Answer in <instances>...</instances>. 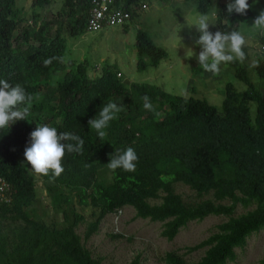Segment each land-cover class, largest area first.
Returning <instances> with one entry per match:
<instances>
[{
    "label": "trees",
    "instance_id": "16d2710c",
    "mask_svg": "<svg viewBox=\"0 0 264 264\" xmlns=\"http://www.w3.org/2000/svg\"><path fill=\"white\" fill-rule=\"evenodd\" d=\"M17 1L0 0V79L25 88L31 96L27 106L35 119L18 120L0 130V179L7 184L9 197L7 203L0 201V264H101L76 233L85 222L82 211H90L83 233L86 242L107 215L127 207L134 210V219L162 224L160 236L169 242L188 223L209 216L224 217L226 220L207 239L184 250L189 254L205 249L194 264L235 261V250L244 249L252 234L264 230V33L257 36L262 51L255 58L259 67H250L247 46L243 64H224L246 89L237 91L226 84L218 112L205 100L171 95L153 85L131 83L126 89L118 70L108 64L100 69L82 61L68 68L64 62L66 37L87 33L91 0H59V10L48 21L41 19L37 10L56 0H32L34 10L28 23ZM147 1L116 0L113 7L129 11L133 21ZM191 1H195L198 13H208L214 0ZM228 2L220 3L210 31L238 30L252 19L251 8L246 15L229 14ZM248 3L254 4L253 0ZM255 3L264 4V0ZM128 25L122 29L127 31ZM134 46L138 72L156 68L168 58L144 31L137 32ZM200 50L196 45V55ZM53 57L57 59L45 66L44 60ZM250 70L260 89L251 82ZM192 72L198 75L206 71L196 59ZM53 85L52 102H36ZM145 95L154 111L143 107ZM109 100L122 105L124 111L110 122L102 140L87 122ZM43 113L47 114L45 120L36 119ZM40 125L56 127L58 133L73 132L84 140L83 155L66 153L64 172L54 181L51 170L49 176L35 173L23 155L30 132ZM127 147L139 157L136 171L108 169L111 155ZM38 181L66 225L49 226L36 216ZM177 183L199 197L211 194L212 199L186 204L175 193ZM238 206L255 208L235 215ZM163 260L166 264H186L176 252L166 253ZM128 264H141L139 256ZM259 264H264V256Z\"/></svg>",
    "mask_w": 264,
    "mask_h": 264
},
{
    "label": "rangeland",
    "instance_id": "374dc122",
    "mask_svg": "<svg viewBox=\"0 0 264 264\" xmlns=\"http://www.w3.org/2000/svg\"><path fill=\"white\" fill-rule=\"evenodd\" d=\"M223 2L226 0L212 2L207 14L210 15L214 25H210L209 28L215 26L217 12L220 3ZM31 3L32 0L17 1V6L26 13L24 21L27 23L31 20V11L34 10ZM145 5L147 8L140 10L135 19L129 22L127 31L121 27H113L97 33H85L80 37H66L64 62L68 68L82 61L88 62L93 68L108 64L118 70L126 89L131 83L153 85L171 95L205 100L218 112L222 109L226 84H231L237 91L246 89V86L235 79L232 71L223 63L220 65L219 75L216 76L210 72L198 75L192 72L196 66L195 40L198 34L195 26H190L198 14L195 1L148 0ZM262 9H264V4H252V19L241 24L238 29L245 35L248 42L246 46L251 57L249 64L262 52L257 36L263 33L251 27L254 18ZM58 10L59 0H56L50 6L38 9L37 12L41 19L48 21ZM52 29L54 31L55 28ZM139 30L146 32L152 41L168 54V58L162 60L156 68H147L143 72L136 70L134 43ZM188 50H192L194 55L189 57ZM98 71H92V73ZM92 73L90 76L93 77L95 74ZM249 78L254 87L260 89L259 81L253 70L249 71ZM54 96L53 85L50 86L45 96L37 97L36 102H52L51 99ZM29 112L30 115L26 120L35 119L30 107ZM251 115H254V106L251 108ZM46 117L47 114L43 113L36 119L43 121ZM108 177L110 178V174L107 172ZM37 186L39 199L34 205V210L38 219L49 226L58 228L66 225L62 215L50 206V200L43 184L38 181ZM174 190L186 204L212 199L211 194L197 196L188 186L181 183L175 184ZM70 199L73 206L77 208L75 197L71 195ZM254 208L255 206H250L243 209L238 206L235 215L243 214ZM89 212L88 209H83L85 222L78 226L76 233L81 237L82 244L91 256L94 259H101V264H128L136 256H139L141 264H166L163 258L169 252H176L182 256L186 264H194L203 255L205 249L186 254L184 248L207 239L216 231L215 227L226 220L224 217L209 216L201 222L188 223L169 242L160 236L162 224L134 219V210L127 207L115 214L107 215L100 223L98 232L85 242L83 233L86 222L90 221ZM116 235L121 237L114 238ZM235 253V261L227 264H259L264 256V230L252 234L247 239L245 248L236 249Z\"/></svg>",
    "mask_w": 264,
    "mask_h": 264
},
{
    "label": "clouds",
    "instance_id": "9594fccd",
    "mask_svg": "<svg viewBox=\"0 0 264 264\" xmlns=\"http://www.w3.org/2000/svg\"><path fill=\"white\" fill-rule=\"evenodd\" d=\"M255 3L256 0H253ZM214 8V7H213ZM251 8L248 0H230L226 9L229 14L236 13L246 15ZM215 9V8H214ZM196 31L199 33L195 44L200 47L196 59L199 66L213 76L219 75L220 65L240 62L243 64L247 60L244 47L247 45L245 35L239 30L227 32L209 30L210 25H214L211 17L207 13H198L194 22ZM253 29L264 33V9L254 18L251 26ZM188 56L194 55L192 50L187 51ZM56 57L44 60L47 66ZM259 60H252L250 67H259ZM120 76V75H119ZM143 107L148 111H154V106L150 98L145 95L142 97ZM31 96L25 88L17 83L11 84L6 79H0V130H7L9 126L18 120H26L30 115L27 103ZM124 111L122 105L109 100L104 104L98 114L88 120V126L94 129L100 139L107 135L106 129L112 120L118 118V114ZM84 140L73 132H57L56 127L48 125L37 126L29 134V146L24 149L25 160L31 165V169L42 176H49L55 180L63 172L62 161L66 153L83 155ZM139 157L132 147H127L123 152L111 155L107 163L108 169L115 171L122 169L125 172H135Z\"/></svg>",
    "mask_w": 264,
    "mask_h": 264
},
{
    "label": "built area",
    "instance_id": "2783aa9c",
    "mask_svg": "<svg viewBox=\"0 0 264 264\" xmlns=\"http://www.w3.org/2000/svg\"><path fill=\"white\" fill-rule=\"evenodd\" d=\"M116 0H91V7L88 12L87 33H97L106 28L124 27L131 21V13L120 8H114ZM143 4L140 9L145 10ZM119 76V75H118ZM7 184L0 179V201L8 202L6 194Z\"/></svg>",
    "mask_w": 264,
    "mask_h": 264
}]
</instances>
